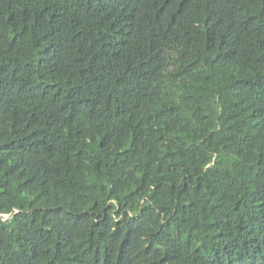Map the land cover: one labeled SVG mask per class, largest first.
Returning a JSON list of instances; mask_svg holds the SVG:
<instances>
[{"label":"trees","instance_id":"trees-1","mask_svg":"<svg viewBox=\"0 0 264 264\" xmlns=\"http://www.w3.org/2000/svg\"><path fill=\"white\" fill-rule=\"evenodd\" d=\"M0 264H264V0H0Z\"/></svg>","mask_w":264,"mask_h":264}]
</instances>
